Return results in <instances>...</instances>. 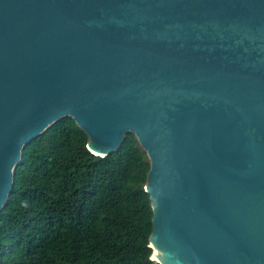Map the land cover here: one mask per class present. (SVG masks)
Listing matches in <instances>:
<instances>
[{
  "label": "water",
  "instance_id": "obj_1",
  "mask_svg": "<svg viewBox=\"0 0 264 264\" xmlns=\"http://www.w3.org/2000/svg\"><path fill=\"white\" fill-rule=\"evenodd\" d=\"M70 117L145 151L158 264H264V0H0V211Z\"/></svg>",
  "mask_w": 264,
  "mask_h": 264
},
{
  "label": "trees",
  "instance_id": "obj_2",
  "mask_svg": "<svg viewBox=\"0 0 264 264\" xmlns=\"http://www.w3.org/2000/svg\"><path fill=\"white\" fill-rule=\"evenodd\" d=\"M64 117L27 143L0 211V264H158L149 170L133 134L101 158Z\"/></svg>",
  "mask_w": 264,
  "mask_h": 264
}]
</instances>
